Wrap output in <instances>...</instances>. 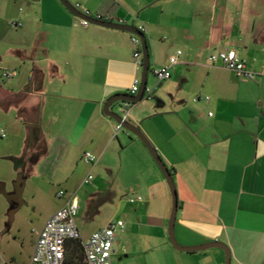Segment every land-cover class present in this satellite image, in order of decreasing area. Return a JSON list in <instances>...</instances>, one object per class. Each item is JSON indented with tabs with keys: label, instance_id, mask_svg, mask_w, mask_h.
I'll use <instances>...</instances> for the list:
<instances>
[{
	"label": "crops",
	"instance_id": "0c3cea01",
	"mask_svg": "<svg viewBox=\"0 0 264 264\" xmlns=\"http://www.w3.org/2000/svg\"><path fill=\"white\" fill-rule=\"evenodd\" d=\"M68 1L114 22L144 25L150 73L170 67L172 77L157 80L150 97L132 103L127 121L173 174L178 243L194 248L218 242L229 249L231 264H264V0ZM0 2L5 8L23 4L17 18L33 31L32 43L17 50L22 59L32 51L30 83L23 93L7 92L5 103L17 104L23 116L34 114L41 135L38 168L67 174L91 152L97 160L83 167L96 173L97 194L112 176L127 172L136 197L143 198L132 203L128 223L118 231L115 264H226L220 248L185 252L171 244L168 183L140 140L128 143L131 132H117L104 113L108 100L132 96L139 76L132 34L84 27L59 0ZM226 49L260 75L250 81L212 64L210 56ZM179 50L183 54L171 66ZM129 145L137 152L125 155Z\"/></svg>",
	"mask_w": 264,
	"mask_h": 264
},
{
	"label": "rangeland",
	"instance_id": "374dc122",
	"mask_svg": "<svg viewBox=\"0 0 264 264\" xmlns=\"http://www.w3.org/2000/svg\"><path fill=\"white\" fill-rule=\"evenodd\" d=\"M23 9V4L5 8V4L0 2V131L4 130L7 134V138L0 140V182L6 184L7 194L13 195L18 181H24L21 200L14 205L0 193V262L5 260L9 264L31 263L37 233L66 203L65 199L58 196L60 191L79 198L81 212L77 225L84 239L105 228L112 220H123L125 215L127 217L123 221L128 223V213L135 207L130 199L137 198L135 180L127 172L122 173L117 180L112 176L108 186L102 188L105 190L97 194L94 189L97 179L95 172H92L94 181L80 187L89 175L83 167L86 166L85 162L81 160L69 165L67 174L60 170L53 175L38 168L42 153L37 145L41 135L38 122L33 119L34 114L30 113L31 117L23 116L17 104L5 103L7 92L23 93L30 83L32 51H28V59H22L17 55V50L32 43V27L23 22V27L11 25V22H19L17 17ZM11 72H16V76L7 78L5 74ZM155 82L157 79L149 73L148 87L152 88ZM145 95L148 97L147 93ZM113 109L123 116L124 112L119 107ZM123 136L121 133L120 138ZM126 138L128 143L140 140L132 133ZM140 142L138 144L146 148ZM130 152H137L136 147L129 145L125 155ZM67 179H70V185H66ZM12 210L15 212L11 218Z\"/></svg>",
	"mask_w": 264,
	"mask_h": 264
},
{
	"label": "built area",
	"instance_id": "2783aa9c",
	"mask_svg": "<svg viewBox=\"0 0 264 264\" xmlns=\"http://www.w3.org/2000/svg\"><path fill=\"white\" fill-rule=\"evenodd\" d=\"M74 7L86 17L99 21L124 24L123 21L114 22L111 18L104 17L101 14H92L89 10L82 8L80 4H76ZM78 19L79 23L84 27L93 25L86 19ZM11 25L16 28L23 26L21 22L17 21L11 22ZM136 28L139 32L143 34L146 33L144 25L140 24ZM131 42L136 48L133 57L136 70L139 73V76L135 78L131 86V95L136 96L139 93L142 84L144 61L141 38L136 34H132ZM182 54L183 52L179 50L175 56L170 58V65H175L178 61V57ZM209 59L212 64H220L246 80H255L260 75L259 73L250 70L246 61L243 60L235 50L226 49L216 52L212 54ZM152 73L160 82L169 80L172 77L170 67L154 69ZM5 76L7 78H12L16 76V72L7 73ZM151 92V88L147 86L145 94L147 93L148 97H150ZM199 99V97H196L194 101H198ZM131 104L132 103L124 102L122 105L121 110L124 112L122 116L124 120L128 119V108ZM122 129L123 127L117 123V132ZM5 138H7V134L4 130H1L0 140ZM83 160L87 164H93L97 159L93 153L86 152L83 156ZM93 180L94 176L89 174L84 180V185L92 183ZM58 196L65 199L66 203L58 212L53 214L47 220L42 230L37 233V242L30 264H68L67 256L71 253L76 241H79L81 244L85 264H115L113 255L115 252L117 235L118 231L125 228V222L123 220L112 221L105 228L94 232L89 238L83 239L77 225V218L81 209L79 198L77 196H69V194L64 191H60ZM141 200H143V198L139 196L136 199L131 198L130 202L135 203L136 201ZM0 264L9 263L3 260Z\"/></svg>",
	"mask_w": 264,
	"mask_h": 264
},
{
	"label": "water",
	"instance_id": "95a60500",
	"mask_svg": "<svg viewBox=\"0 0 264 264\" xmlns=\"http://www.w3.org/2000/svg\"><path fill=\"white\" fill-rule=\"evenodd\" d=\"M65 8L69 12H71L74 16L80 19H86L90 23H92L95 26H100L108 29L113 30H119L128 32L131 34H136L141 38L142 41V51H143V61H144V67H143V73H142V84L139 93L136 96H116L110 100H108L104 104V113L107 117L112 118L116 123L120 124L125 130L128 132H131L134 134L137 138H139L146 146L148 151L150 152L151 156L153 157L154 161L156 162L158 168L160 169L161 173L163 174L166 182L169 185V188L171 190L172 199H173V207H172V213L169 223V239L171 244L180 251L185 252H194V251H200L204 249H210V248H220L224 250L226 254V264H231V254L227 246L224 244L214 242V243H208L204 246L199 247H183L181 246L175 236V223H176V216L178 211V193L176 189V184L173 178V174L170 171V169L167 167L166 163L162 159V157L158 154L156 148L151 144V142L146 138L144 133L141 131V129L138 126H134L131 123H129L127 120H124V118L118 114L117 112H114L111 110L112 106L116 103H137L144 98L146 87L148 86V76L150 73V51L148 47V42L146 35L139 32L136 27L133 25H126V24H119V23H113V22H105V21H99L93 18H89L84 16L80 11L75 9V7L68 1V0H59ZM24 181H18L17 183V189L13 195H8L6 192V184L3 182H0V193L8 198V200L14 205L15 202H18L21 200L22 192H23V186ZM15 210H12L11 212V218L14 214Z\"/></svg>",
	"mask_w": 264,
	"mask_h": 264
},
{
	"label": "trees",
	"instance_id": "16d2710c",
	"mask_svg": "<svg viewBox=\"0 0 264 264\" xmlns=\"http://www.w3.org/2000/svg\"><path fill=\"white\" fill-rule=\"evenodd\" d=\"M68 264H85L84 254L79 241L74 243L71 253L67 256Z\"/></svg>",
	"mask_w": 264,
	"mask_h": 264
}]
</instances>
